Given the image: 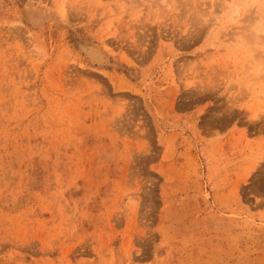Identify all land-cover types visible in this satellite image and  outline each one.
Returning a JSON list of instances; mask_svg holds the SVG:
<instances>
[{
  "label": "rangeland",
  "instance_id": "1",
  "mask_svg": "<svg viewBox=\"0 0 264 264\" xmlns=\"http://www.w3.org/2000/svg\"><path fill=\"white\" fill-rule=\"evenodd\" d=\"M0 264H264V0H0Z\"/></svg>",
  "mask_w": 264,
  "mask_h": 264
},
{
  "label": "bare ground",
  "instance_id": "2",
  "mask_svg": "<svg viewBox=\"0 0 264 264\" xmlns=\"http://www.w3.org/2000/svg\"><path fill=\"white\" fill-rule=\"evenodd\" d=\"M96 52V51H95ZM93 53V54H91L92 55V57L94 58V60L98 63H101V62H103V61H105V60H103V56H102V54H100L99 52H96V53Z\"/></svg>",
  "mask_w": 264,
  "mask_h": 264
}]
</instances>
